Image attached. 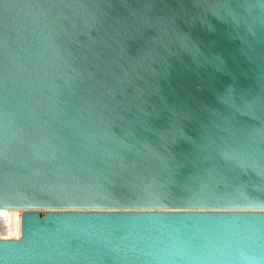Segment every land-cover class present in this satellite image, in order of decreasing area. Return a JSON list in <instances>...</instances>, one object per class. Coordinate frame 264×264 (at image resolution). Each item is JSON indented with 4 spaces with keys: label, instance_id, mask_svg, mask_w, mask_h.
<instances>
[{
    "label": "water",
    "instance_id": "water-1",
    "mask_svg": "<svg viewBox=\"0 0 264 264\" xmlns=\"http://www.w3.org/2000/svg\"><path fill=\"white\" fill-rule=\"evenodd\" d=\"M0 264H264V0H0Z\"/></svg>",
    "mask_w": 264,
    "mask_h": 264
}]
</instances>
